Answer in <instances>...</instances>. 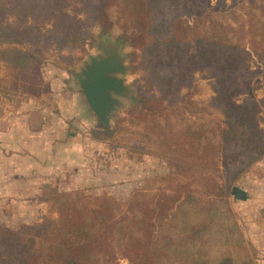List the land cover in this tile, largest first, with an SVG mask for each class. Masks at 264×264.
<instances>
[{"label": "trees", "instance_id": "obj_1", "mask_svg": "<svg viewBox=\"0 0 264 264\" xmlns=\"http://www.w3.org/2000/svg\"><path fill=\"white\" fill-rule=\"evenodd\" d=\"M84 3L89 19L104 33L116 24L110 9L119 7L120 38L138 51L132 53V62L142 57L148 81L165 97L164 101L140 90L131 111H138L142 119L180 120L183 131L171 147L213 171L204 169L202 194L181 182L172 191L136 190L124 202L49 186L43 197L58 216L18 228L0 224V264H121V259L128 264H257L229 198L243 197L235 184L264 157V128L258 118L262 104L254 98L256 73L246 60L248 52L259 55L264 47V0H248L243 32L207 24L211 0ZM57 6V0H14L10 12L20 23L52 16L70 19L58 13ZM7 12L0 5V19ZM59 36L62 47L79 35L67 28ZM40 38L38 32L0 23V45L10 44L7 48L13 52H20L17 44L37 45ZM189 38L195 42L194 53ZM205 67L213 68L217 77L214 94L200 106L194 100L198 93L194 72ZM239 93L249 97L236 102ZM186 112L197 113L198 119L185 117Z\"/></svg>", "mask_w": 264, "mask_h": 264}, {"label": "rangeland", "instance_id": "obj_2", "mask_svg": "<svg viewBox=\"0 0 264 264\" xmlns=\"http://www.w3.org/2000/svg\"><path fill=\"white\" fill-rule=\"evenodd\" d=\"M58 13H65L70 19L52 16L44 21L35 22L28 18L24 23L18 21L16 14L10 12L14 0H0V5L6 6V18L0 23L19 30H32L41 34L37 45H19L20 52H13L10 44L0 45V224L18 228L23 224H39L47 217L56 218L57 213L51 212L48 201L43 197L50 187L60 191L82 190L92 197L109 196L117 201H127L136 190L145 193L172 191L178 183L189 184V187L202 194L205 191L203 172L213 169L202 161L185 155L180 148H173L175 139L183 131V123L171 116L165 119L161 116H148L144 119L138 116V111L132 112L133 100L124 99L125 105L117 111L112 121L113 132L109 133L100 125L76 80L75 72L90 55L99 51L96 42L108 37L112 42H122L119 19V7L110 9L111 18L116 21L110 32L104 33L99 25L92 22L85 11L84 0H57ZM248 0H211L210 15L207 24L217 23L231 27L232 30L243 32L246 28L245 7ZM75 31L78 38L71 37L60 47L59 35L66 29ZM90 32V35H85ZM59 36V37H58ZM58 37V38H57ZM81 37V38H80ZM189 50L195 52V42L188 40ZM15 45V44H11ZM6 47V48H5ZM122 50L128 54L126 65L128 73L126 82L131 86L135 97L140 90L147 91L157 99L165 97L146 77L141 63L142 57L132 62V53L137 51L131 46L121 44ZM138 52V51H137ZM140 53V52H139ZM247 63L256 73L252 82L254 98L261 101L262 109L258 113L259 124L264 128V47L255 55L248 52ZM217 74L211 67L197 69L194 81L198 85V93L194 100L203 106L214 94L213 84ZM183 94L187 93L186 88ZM249 96L239 93L234 97L236 102H242ZM133 98V99H134ZM167 99V98H166ZM198 114L185 113V117ZM215 117L208 114L207 117ZM56 120L50 127H45L39 140H44L49 152L56 142L58 145L72 144L78 146L70 162L58 160L56 165H46L42 160L41 172L29 171L24 177L37 173L35 181V196H13L18 202L6 205V129L30 131L31 145L44 121ZM50 120V121H51ZM54 127V132L50 128ZM46 131V133H45ZM174 134L173 138L172 135ZM28 135V137H29ZM14 138H12L13 140ZM38 141V140H37ZM68 142V143H67ZM39 144V142H37ZM51 145V146H52ZM60 149V148H58ZM74 149L63 148L64 153ZM46 159L45 156H42ZM205 169V170H204ZM249 181L264 182V158L246 174L241 183ZM234 187H237L236 184ZM29 192V191H28ZM242 194V191L239 190ZM9 199L12 196H8ZM241 198L231 194L230 206L237 217L235 207H241ZM35 203L34 205H32ZM238 219V217H237ZM240 221V220H239ZM242 229V226L240 225ZM121 264H128L121 259Z\"/></svg>", "mask_w": 264, "mask_h": 264}, {"label": "crops", "instance_id": "obj_3", "mask_svg": "<svg viewBox=\"0 0 264 264\" xmlns=\"http://www.w3.org/2000/svg\"><path fill=\"white\" fill-rule=\"evenodd\" d=\"M51 120V119H50ZM48 120L41 123V128L38 131H32V133L38 134V137L34 139V147L31 143L30 131L26 129H21L20 131H15L11 129L8 131L6 129V181H2L3 188L6 187V205L12 204V202H18L17 199H13V196L22 197L21 193H25L26 196H35L33 191L36 190L35 181L37 179V173L31 177H24L29 171L35 170L36 172H41L42 170V160L46 165H56L58 160H63L65 163L70 162L74 157V150L79 148L72 144H67V148L73 147L70 153H64L63 148L66 149L65 145L57 143L46 152L47 145L44 140L40 141L39 137L42 136L45 127H50L56 122V120ZM50 132H54V127L50 128ZM46 133V131H45ZM29 135V137H28ZM12 138H14L12 140ZM38 140V141H37ZM39 142V144H37ZM68 143V142H67ZM60 148V149H58ZM46 159H43L42 156ZM264 158V157H263ZM263 158L254 164L242 177L237 181L236 186H240V180L249 173V171L255 167L257 164L261 163ZM239 187L242 191L243 198L240 201L241 207L239 205L235 207V212L237 213L239 224L242 226V231L248 243L252 246L256 253L257 264H264V182L249 181L248 183H241ZM29 191V192H28ZM8 196H12L11 199ZM33 203L32 205H34Z\"/></svg>", "mask_w": 264, "mask_h": 264}, {"label": "water", "instance_id": "obj_4", "mask_svg": "<svg viewBox=\"0 0 264 264\" xmlns=\"http://www.w3.org/2000/svg\"><path fill=\"white\" fill-rule=\"evenodd\" d=\"M122 42L108 37L96 42L98 53L90 55L75 72L76 80L87 104L105 127L112 129L117 111L124 107V99L133 100L135 93L126 82L128 54Z\"/></svg>", "mask_w": 264, "mask_h": 264}]
</instances>
